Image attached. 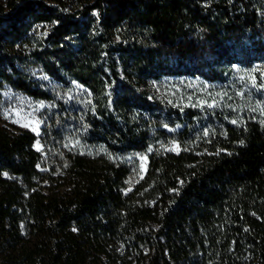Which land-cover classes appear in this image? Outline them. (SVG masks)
<instances>
[{"label": "trees", "instance_id": "16d2710c", "mask_svg": "<svg viewBox=\"0 0 264 264\" xmlns=\"http://www.w3.org/2000/svg\"><path fill=\"white\" fill-rule=\"evenodd\" d=\"M263 59L264 0L0 3V103L5 85L52 99L32 75L41 67L91 91V145L145 152L152 126L184 125L182 151H153L132 191L129 166L82 154L68 156L63 189L45 191L37 136L0 120L6 264H104L118 245L136 256L148 249L137 264H264V124L210 114L199 130L195 114L171 118L150 92L163 77L225 83L235 66ZM23 221L37 237L31 245Z\"/></svg>", "mask_w": 264, "mask_h": 264}, {"label": "rangeland", "instance_id": "374dc122", "mask_svg": "<svg viewBox=\"0 0 264 264\" xmlns=\"http://www.w3.org/2000/svg\"><path fill=\"white\" fill-rule=\"evenodd\" d=\"M5 1L0 0V3ZM32 75L42 88L51 92L52 99L35 98L5 85L1 92L0 120L37 136L34 148L41 154V176L37 182L45 191L63 189L61 186L66 183L63 180L64 170L71 155L105 156L115 163L129 166L131 171L125 190L132 191L146 176L153 151H182L177 136L183 131L184 125H171L172 120L151 127L152 145L145 152L114 153L102 145H91V91L75 80L65 86L49 77L41 67H34ZM224 77L225 83L211 82L201 77H163L150 84V92L153 98L165 106L169 105L172 109L171 118L177 114H195L193 120L197 124L199 122V130L206 128V118L210 114L221 115L236 125L245 119L264 124V59L256 62L252 68L237 65ZM156 130L163 133L159 134ZM21 230L25 243L31 245L36 242L37 237L27 221L21 223ZM8 242V237L0 238V244H4V247H0V264L7 262L11 248ZM113 249L117 255L112 259L103 256L104 264H137L139 260H148L149 251L146 248L142 256L127 252L120 245L113 246Z\"/></svg>", "mask_w": 264, "mask_h": 264}]
</instances>
